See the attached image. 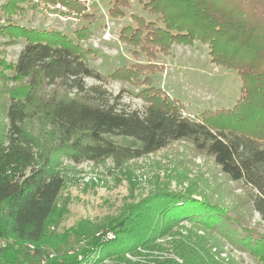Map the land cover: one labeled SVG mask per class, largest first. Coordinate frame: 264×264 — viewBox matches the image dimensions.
I'll use <instances>...</instances> for the list:
<instances>
[{
  "label": "trees",
  "instance_id": "obj_1",
  "mask_svg": "<svg viewBox=\"0 0 264 264\" xmlns=\"http://www.w3.org/2000/svg\"><path fill=\"white\" fill-rule=\"evenodd\" d=\"M39 2L53 6L49 9L61 15L89 17L81 0ZM126 6L129 0H113L109 15L123 16L122 8ZM142 7L156 15L157 20L133 16L135 26L121 28L119 38L137 48L133 50L136 57L144 54L153 63L135 62L105 76L88 65L87 55L92 51L65 34L53 29L21 30L23 36L29 34L28 41L9 66L12 74L4 76L13 81L24 79L32 90L56 86L74 97L46 94L35 100L32 94V98L29 95L9 98L7 123L0 137V237L10 243L0 252V264H19L28 259L23 251L25 244H32L37 250L45 247L55 251L71 237L79 244L76 250L57 253L45 264H102L111 258L119 262L123 254L134 252L149 240L146 227L154 224L149 212L159 214L162 221L165 218L175 222L187 213L182 219H196L211 229L217 227L218 235L264 264V234H253L237 217L207 203L200 206L196 201L198 207L193 209L196 205L189 207L185 199H180L185 207L179 209L174 207L179 203L175 200L152 197L141 208H131L112 227L87 220L59 231L66 210L58 207L64 179L55 170L56 154L76 164L112 159L120 166L180 140L190 141L197 150L211 156L230 181L248 187V205L264 220V0H145ZM74 34L81 41L91 33L81 27ZM196 39L209 43L213 63L238 72L241 94L231 108L206 110L201 117L191 119L182 114L184 106L180 100L156 87H148L138 92V97L144 100L143 108L131 109L101 84L85 83L87 77L101 82L107 76L130 82L146 73L144 81L151 85L149 75L163 70L154 63L156 54H168L171 43L189 44ZM34 110H38L37 114L57 140L46 151L37 150L35 138L24 129ZM115 138L128 141L119 142ZM190 202L194 203V199ZM146 210L148 214H144ZM106 231H112L111 238L106 237ZM117 239L121 243L130 240L136 243L125 250L114 247L102 255L103 243ZM189 250L184 254L179 249L180 263L170 260L163 263L215 262L209 256L205 259L201 252L193 256ZM79 255L82 259H78Z\"/></svg>",
  "mask_w": 264,
  "mask_h": 264
},
{
  "label": "rangeland",
  "instance_id": "obj_2",
  "mask_svg": "<svg viewBox=\"0 0 264 264\" xmlns=\"http://www.w3.org/2000/svg\"><path fill=\"white\" fill-rule=\"evenodd\" d=\"M39 1L21 0L18 3L19 0H0V137L7 123L5 112L9 98H24L28 95L32 98V94L35 100H41L46 94L74 97L73 93L56 86L44 85L32 90L24 79L13 81L4 76L12 74L9 66L14 64L28 41L29 34H20L23 28L53 29L85 49L89 48L92 52L87 55L88 65L104 76L116 68L135 62L153 63L144 54L136 57L133 50L137 48L119 38L121 28L135 26L133 16H140L147 21L157 20L156 15L143 9L145 0H129V6L122 8L124 15L116 17L109 15L113 0H81L85 2V13L89 15L83 19L71 14L61 15L59 11L52 12L49 8L53 6H44ZM55 7L64 10L59 5ZM81 27H86L91 34L88 39L79 41L74 30ZM168 51V54H156L154 63L163 70L149 75L153 80L151 85L144 81L146 73L140 74L134 81L133 78L132 82L107 76L101 82L87 77L85 83L101 84L108 92L118 95L121 103L131 109H142L144 106L143 98L138 97L140 90L156 87L180 100L184 106L182 114L191 119L201 117V112L206 110L215 111L234 106L241 94L240 77L236 70L211 61L209 43L200 39L192 40L189 44L171 43ZM37 112L38 110L30 112L24 129L35 138L36 149L46 151L53 143L57 144V140ZM115 139L124 143L128 141L123 138ZM54 159L55 170L64 179L58 207L65 208L66 212L59 223V231L68 230L78 222L87 220L92 224L112 227L131 208L137 210L150 198L164 196L179 202L174 204L179 209L185 207L180 199H185V203L190 204L189 207L196 205L193 209L198 207L196 201L200 206L207 203L237 217L253 234H264V220L248 205L249 188L230 181L220 172L212 157L197 150L190 141H174L165 148L126 161L120 166H116L112 159L78 164L59 154ZM192 199L194 203L190 202ZM149 213L154 224L146 227L149 228L145 234L149 239L146 244L132 253L123 254V260L119 262L111 258L102 264H164L165 260L180 263L181 248L184 254L190 249V254H195L193 256L201 252L205 259L211 257L215 261L212 264H260L256 258L238 249L228 238L218 235L217 227L211 229L210 225L196 219H182L187 213L176 222L163 217L162 221L159 214ZM150 230L153 231L148 233ZM107 234L112 236V231L105 235ZM76 241L73 237L69 238L68 243L60 245L56 252L74 251L75 246H79ZM135 243L134 240L121 243L119 239L105 242L102 245V255L108 254L114 247L125 250Z\"/></svg>",
  "mask_w": 264,
  "mask_h": 264
},
{
  "label": "built area",
  "instance_id": "obj_3",
  "mask_svg": "<svg viewBox=\"0 0 264 264\" xmlns=\"http://www.w3.org/2000/svg\"><path fill=\"white\" fill-rule=\"evenodd\" d=\"M107 236L109 237L110 234H107ZM111 237L112 236H110V238ZM9 243L10 242L8 239H6L4 237H0V252L3 251L8 246ZM23 251H25L27 253L28 259L22 260L19 264H45V262L48 258H51L58 253V252H56V250L55 251L50 250V249H47L45 247H41L40 250H37L35 248V246L32 244H25L23 247ZM72 252L67 251L66 253H72ZM58 254H60V253H58ZM78 259H82V256L79 255ZM103 262H105V260ZM83 263H80V264H83Z\"/></svg>",
  "mask_w": 264,
  "mask_h": 264
}]
</instances>
